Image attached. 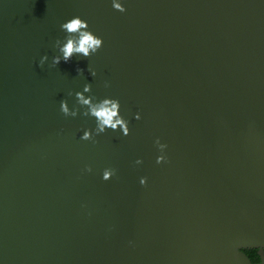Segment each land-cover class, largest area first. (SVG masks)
Masks as SVG:
<instances>
[{
  "label": "water",
  "instance_id": "obj_1",
  "mask_svg": "<svg viewBox=\"0 0 264 264\" xmlns=\"http://www.w3.org/2000/svg\"><path fill=\"white\" fill-rule=\"evenodd\" d=\"M117 2L0 0V264H264V0ZM74 17L103 45L53 67Z\"/></svg>",
  "mask_w": 264,
  "mask_h": 264
},
{
  "label": "clouds",
  "instance_id": "obj_2",
  "mask_svg": "<svg viewBox=\"0 0 264 264\" xmlns=\"http://www.w3.org/2000/svg\"><path fill=\"white\" fill-rule=\"evenodd\" d=\"M113 8L121 13L125 12V8L122 7L121 3L117 0H113ZM89 25L87 22L79 17H74L69 21L61 25V30L66 33L65 42L61 46V41H56V47L59 53L62 55H57L53 58L52 66H58L61 61L67 63L74 55L82 56L88 58L91 55L97 53L103 45L102 39L96 37L91 31L88 30ZM48 59L44 56L40 60V66L42 67L44 62ZM93 77L96 76V72L88 69ZM79 74H83L82 69H78ZM108 86L107 84L105 85ZM91 92V85L86 84L83 88V92H77L75 94L78 104L85 106L87 111L83 112L84 116H91L96 120L95 134L99 135L104 133L106 130L111 129L116 131L119 127L123 130L124 136L129 134L128 122L125 121L120 115V104L118 100L115 99H103L99 102L94 103L95 97L89 96L85 98L83 93ZM71 95V93H69ZM61 112L64 116L76 117L79 109H75L69 112L67 101L62 100L60 104ZM137 120L140 116L135 117ZM93 136L91 131H85L82 140H89ZM93 142H95L93 140ZM158 147L163 148L166 145H161L159 140L156 141ZM162 157L157 158V163H160ZM139 163V161H137ZM87 171H91V168H87ZM114 175V170H105L103 173V179L105 181L109 180L110 177ZM144 181L142 180L141 183Z\"/></svg>",
  "mask_w": 264,
  "mask_h": 264
}]
</instances>
